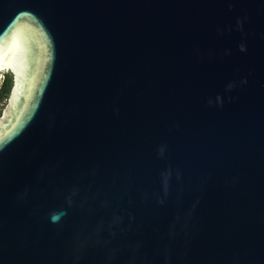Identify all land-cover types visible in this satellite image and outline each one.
Wrapping results in <instances>:
<instances>
[{"label":"water","instance_id":"95a60500","mask_svg":"<svg viewBox=\"0 0 264 264\" xmlns=\"http://www.w3.org/2000/svg\"><path fill=\"white\" fill-rule=\"evenodd\" d=\"M0 264H264V0H0Z\"/></svg>","mask_w":264,"mask_h":264},{"label":"trees","instance_id":"16d2710c","mask_svg":"<svg viewBox=\"0 0 264 264\" xmlns=\"http://www.w3.org/2000/svg\"><path fill=\"white\" fill-rule=\"evenodd\" d=\"M11 85V76L9 73L2 74V80L0 82V111L5 102L6 96L8 94Z\"/></svg>","mask_w":264,"mask_h":264},{"label":"rangeland","instance_id":"374dc122","mask_svg":"<svg viewBox=\"0 0 264 264\" xmlns=\"http://www.w3.org/2000/svg\"><path fill=\"white\" fill-rule=\"evenodd\" d=\"M1 80H2V74H0V82H1Z\"/></svg>","mask_w":264,"mask_h":264}]
</instances>
